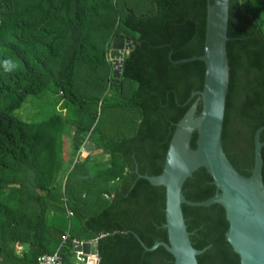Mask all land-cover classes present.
Wrapping results in <instances>:
<instances>
[{
  "label": "trees",
  "instance_id": "trees-1",
  "mask_svg": "<svg viewBox=\"0 0 264 264\" xmlns=\"http://www.w3.org/2000/svg\"><path fill=\"white\" fill-rule=\"evenodd\" d=\"M206 15L207 0H0V264H37L40 256L56 252L73 264L74 241L85 240H97L98 264H174L163 247L147 252L133 235L149 248L167 242L165 190L135 170L161 174L175 126L194 102L191 94L203 88V62L175 61L203 54ZM259 17L264 19V0H229L222 147L246 177L253 167L254 134L264 126ZM117 36L135 46L114 83L108 53ZM100 67L106 70L102 91L118 89L112 105L138 110L137 127L131 136L89 141L107 156L98 165H87L90 154L80 161L78 147L75 167L57 183L62 120L55 115L28 122L15 113L51 83L69 103L87 106L93 99L90 79L102 74ZM126 82L134 84L131 91ZM96 115L87 129L80 128L93 133ZM196 139L194 132L192 149ZM262 159L264 184V147ZM77 166L85 169L75 173ZM215 191L203 168L185 181L189 201H205ZM184 218L192 246L209 247L196 257L198 264L240 263L226 240L220 205H184Z\"/></svg>",
  "mask_w": 264,
  "mask_h": 264
},
{
  "label": "water",
  "instance_id": "water-1",
  "mask_svg": "<svg viewBox=\"0 0 264 264\" xmlns=\"http://www.w3.org/2000/svg\"><path fill=\"white\" fill-rule=\"evenodd\" d=\"M229 0H207L204 50L201 56L175 61L186 63L201 61L205 66L203 88L191 94L195 98L184 116L177 122L165 155L161 174L138 178L165 190V222L167 242H155L150 248L139 239L143 249L151 252L163 247L174 259V264H198L196 257L207 248L195 249L189 239L184 218V205L210 207L220 205L225 212L228 230L226 240L239 257V264H264V184L262 180V149L264 142L260 134L264 126L254 134L253 167L249 176L240 174L228 160L222 147V130L226 96L229 87V64L227 60V28ZM135 42L117 36L110 43L108 53L112 63V80L118 83L122 74V63ZM201 111L197 115V108ZM196 132V148H191V139ZM94 149L87 142L80 152L83 161ZM203 168L212 178L216 191L202 202L185 198V181L198 169ZM128 233V232H126ZM74 252L94 256L98 264L97 240L82 241ZM89 259L87 264L89 263Z\"/></svg>",
  "mask_w": 264,
  "mask_h": 264
},
{
  "label": "rangeland",
  "instance_id": "rangeland-1",
  "mask_svg": "<svg viewBox=\"0 0 264 264\" xmlns=\"http://www.w3.org/2000/svg\"><path fill=\"white\" fill-rule=\"evenodd\" d=\"M259 22L264 30V19L262 17H259ZM99 70L102 74L90 79L89 96L93 99L89 101L87 106L81 108L69 103L51 83L46 91L27 98L24 105L15 113L22 120L28 122H42L55 115H58L62 120L63 128L59 141L61 144L60 156L56 159H62V167L58 174L57 183H63L70 170L75 167L78 147H83L87 142L101 136L115 139L131 136L137 127L140 112L138 110H125L112 105L117 99L118 89L113 86H106V89L102 91V80L106 70L103 67H100ZM126 87L127 92L131 91L134 84L126 82ZM94 113L97 114L93 124L94 132L82 130L81 128L87 129L91 125ZM106 159L107 156H103L99 150L93 149L90 153V162L87 165L94 163L98 165L99 161L105 162ZM76 168L75 173L85 169L80 168V166ZM76 258L77 255L74 254L70 259L71 263L76 262Z\"/></svg>",
  "mask_w": 264,
  "mask_h": 264
},
{
  "label": "built area",
  "instance_id": "built-area-1",
  "mask_svg": "<svg viewBox=\"0 0 264 264\" xmlns=\"http://www.w3.org/2000/svg\"><path fill=\"white\" fill-rule=\"evenodd\" d=\"M106 198H108L107 195H105ZM68 214L70 215L71 213L68 212ZM82 241H74L75 247L80 245ZM77 255L76 258V262H74L73 264H87L88 260L94 258V256H85L81 253H76ZM37 264H65L61 258V256L59 255L58 252L54 253V254H45L42 255L38 258L37 260Z\"/></svg>",
  "mask_w": 264,
  "mask_h": 264
},
{
  "label": "clouds",
  "instance_id": "clouds-1",
  "mask_svg": "<svg viewBox=\"0 0 264 264\" xmlns=\"http://www.w3.org/2000/svg\"><path fill=\"white\" fill-rule=\"evenodd\" d=\"M20 253H21V249H20L19 247H17V249H16V253H15V254H16L17 256H20ZM21 258H22V257H21Z\"/></svg>",
  "mask_w": 264,
  "mask_h": 264
},
{
  "label": "crops",
  "instance_id": "crops-1",
  "mask_svg": "<svg viewBox=\"0 0 264 264\" xmlns=\"http://www.w3.org/2000/svg\"><path fill=\"white\" fill-rule=\"evenodd\" d=\"M83 148V147H82ZM82 150V149H81Z\"/></svg>",
  "mask_w": 264,
  "mask_h": 264
}]
</instances>
